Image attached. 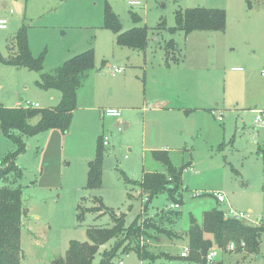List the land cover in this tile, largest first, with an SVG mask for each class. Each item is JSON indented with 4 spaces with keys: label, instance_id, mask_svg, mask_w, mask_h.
<instances>
[{
    "label": "rangeland",
    "instance_id": "1",
    "mask_svg": "<svg viewBox=\"0 0 264 264\" xmlns=\"http://www.w3.org/2000/svg\"><path fill=\"white\" fill-rule=\"evenodd\" d=\"M107 5L122 30L147 27L144 48L116 43V34L103 25ZM192 7L223 9L225 29L185 34L176 16ZM0 19L7 21L0 29L4 107L57 105L55 98L47 103L49 92L58 90L40 88L38 72L3 62L16 51L14 36L21 26L26 27L32 55L43 54L46 72L77 53L94 52V67L77 89L67 135L56 153L44 156L50 165L46 170H54L53 184L47 178L49 188L38 189L41 132L24 139L25 150L15 159L20 177L15 180L11 173L1 183L20 185L29 220L38 224L32 215L39 213L46 224V238L28 246L20 264H46L63 256L70 240H88V227H110L109 212L95 211L93 196H101L104 207L117 216L122 214L126 226L139 215L141 220L148 217L147 224L174 232L167 236L146 227L147 236L139 240L152 260H141L121 246L108 264H179L164 255L180 257L191 217L200 224L204 211L225 209L214 192L224 194L235 209L251 211L253 218L264 211V122L254 123L255 111L264 109V0H141L139 6L125 0H0ZM107 64L122 71L111 72ZM107 108L120 109V118L105 116ZM100 136H108L102 186L90 190L85 188L87 162ZM153 150H168L175 165L190 164L193 170L184 168L182 186L173 197L158 193L144 209L145 194L125 177L140 181L144 172L164 171ZM174 202L180 203L175 210L169 207ZM113 242L101 245L91 264H99ZM217 259L211 264H218ZM221 261L264 264V232L256 254L233 253Z\"/></svg>",
    "mask_w": 264,
    "mask_h": 264
},
{
    "label": "trees",
    "instance_id": "2",
    "mask_svg": "<svg viewBox=\"0 0 264 264\" xmlns=\"http://www.w3.org/2000/svg\"><path fill=\"white\" fill-rule=\"evenodd\" d=\"M131 17L133 20L139 19L136 14H132ZM176 18L185 34L194 30L223 31L226 25L225 11L219 8H187L183 13L177 14ZM103 25L116 34L115 41L118 45L137 49L146 46L147 27L135 26L122 30L120 19L109 5L105 7ZM14 41L16 51L4 58L3 62L15 67H27L38 72V86L42 89H58L60 98L57 105L47 108L29 106L7 108L0 104V131L15 144V149L8 152L0 162V264H20L22 257L21 227L25 212L22 207L21 186L1 183L11 173H15V180L20 177L21 170L15 163V159L25 150L24 137L54 128L63 133L68 132L73 111L77 105V89L81 85L85 73L94 67V52L92 49H87L46 72L43 70V54L35 57L29 49L24 25L16 32ZM103 150L104 145L100 136L97 139L94 157L87 163L86 189L98 190L102 186ZM151 155L154 160L161 163L164 171L144 172L140 181L125 177L127 183L137 185L145 194L144 209L152 197L158 193L167 192L170 197H173L182 186L184 168L190 165H175L168 150H153ZM93 199L97 204L95 211L107 210L112 225L110 227H88L86 229L88 240L83 242L70 240L64 256L54 258L50 264H91L99 247L110 240H114V242L109 250L105 249L102 252V260L99 264H108L109 259L121 246L127 252L134 251L141 260H152L153 254L144 245H141L139 240L140 236H147L146 227H150L160 234L174 235L171 229H165L158 224V226L153 223L147 224V216L141 220L142 218L137 215L126 226L124 216L122 214L117 216L113 210L105 208L101 196H93ZM174 203L180 206V203ZM174 215H178V211H175ZM82 218L83 214L78 212L77 219L81 220ZM263 232V225H253L231 218L225 219L221 209L206 210L202 214L200 224L194 217L190 218V225L185 232L186 246L189 249L186 259L204 263L206 254L212 249L221 250L223 254L228 255L231 253H241L244 256L256 254ZM231 244H233V248H229ZM164 257L180 261V257L168 256V254H165Z\"/></svg>",
    "mask_w": 264,
    "mask_h": 264
},
{
    "label": "crops",
    "instance_id": "3",
    "mask_svg": "<svg viewBox=\"0 0 264 264\" xmlns=\"http://www.w3.org/2000/svg\"><path fill=\"white\" fill-rule=\"evenodd\" d=\"M107 66L109 67L110 65L107 64ZM50 89H54V88H50ZM45 90L47 91L48 89H45ZM55 90H58V89H55ZM57 92L58 93L49 92L50 96L48 97L49 101L47 104H49V103L53 104V98H55L54 99L55 102L57 101V103H58L59 98H60V92H59V90ZM14 107H23V106H21L19 103H17ZM39 107L41 108L42 106H38V108ZM41 133H42L41 137H43V142H42V149H41V152L39 154V161H38V166L41 165V171H40L41 173L39 174V177H38V189H41V188L45 189V188H49V186H47V182H48L47 178H49L48 183L53 184L52 181H53V176H54L53 168H50V170H48V171L46 170L47 168H49L50 165H49V162L44 159L45 153L48 154L47 157L56 153L58 145L60 143V140L64 139V137L67 135V133H63L59 129H55V128L46 130V131L41 132ZM38 134H40V133H38ZM2 137L3 138H0V162L8 152L13 151L15 149V144L11 140L6 138L3 134H2ZM24 139H25V137H24ZM10 142L12 144H10ZM94 153H95V151H94ZM19 155L16 157V159L19 157ZM44 166H46V168H44ZM86 173H87V171H86ZM43 175H45L44 178H43ZM27 213H28L27 211L24 212V216L22 219V227H21V252H22V257H21V261H20L21 263H22V259L25 257L26 248L28 246H32L33 243L39 244V237L46 238V233H47L46 224H45L44 220L40 217L39 213H38V216L36 214L32 215L34 221L38 219V224L36 221L31 222L29 220V217L27 216ZM184 236L186 237V235H184ZM157 241H159V240H157ZM159 244H160V242L156 243V245H159ZM182 244H183L182 245L183 247L187 245V237L184 238V240H182ZM39 249H41V248H39ZM66 249H65V251H66ZM231 254H233V253H231ZM221 255L223 258H224V256H229L228 254L224 255V254L219 253V255L216 257V259L219 257L221 258ZM247 256H245V257H247ZM223 258L217 259V260H220V261H217V263L221 264L222 263L221 260ZM53 259H51L46 264H50V262Z\"/></svg>",
    "mask_w": 264,
    "mask_h": 264
},
{
    "label": "built area",
    "instance_id": "4",
    "mask_svg": "<svg viewBox=\"0 0 264 264\" xmlns=\"http://www.w3.org/2000/svg\"><path fill=\"white\" fill-rule=\"evenodd\" d=\"M126 3L130 6H139L141 5V0H125ZM7 27V21L5 19H0V29H5ZM238 69V68H237ZM108 70L111 72H121L122 68L116 67V66H109ZM37 106V104H35ZM256 116L254 118L255 124H262L264 122V109L263 110H256ZM103 114L105 116L115 117L117 119L120 118L121 112L120 109L117 108H107L103 111ZM221 119V117H219ZM102 144L107 145L108 144V136H102ZM1 168V165H0ZM190 170H193L191 165L189 167ZM213 196L216 198L218 202H223L226 204L225 209L223 210L224 218L228 219H235L240 220L246 223H250L253 225H263L264 226V211L261 212L256 218H253L251 215V211H244V210H237L235 209L228 201L224 194L221 192H214L212 193ZM143 203L146 201V197L142 199ZM170 207L178 208L179 205L176 203H173L170 205ZM233 244L229 246V248H233ZM189 255V249L187 246H184L182 251L179 253L180 261L179 264H211L213 263L214 259L218 256L217 249L210 250L206 256H205V262L204 263H197L194 261H191L189 259H186ZM119 264H123L122 261H119Z\"/></svg>",
    "mask_w": 264,
    "mask_h": 264
}]
</instances>
